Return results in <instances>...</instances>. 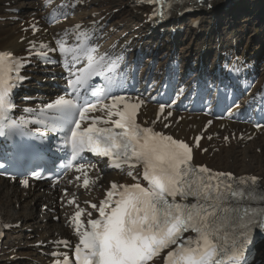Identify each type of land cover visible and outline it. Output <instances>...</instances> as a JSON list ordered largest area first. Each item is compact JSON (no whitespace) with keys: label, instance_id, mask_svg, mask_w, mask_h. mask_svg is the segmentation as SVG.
I'll return each mask as SVG.
<instances>
[{"label":"snow or ice","instance_id":"snow-or-ice-1","mask_svg":"<svg viewBox=\"0 0 264 264\" xmlns=\"http://www.w3.org/2000/svg\"><path fill=\"white\" fill-rule=\"evenodd\" d=\"M144 2L158 4L160 7L154 14L163 17L169 0ZM75 36L79 41L76 47H66L62 39L57 45L73 62L87 60L78 72L70 73L68 80V87L78 93V86H88L91 76L100 75L99 69L107 61L104 55L97 59L96 48L88 46L87 33L76 31ZM36 55L46 58L43 52ZM25 62L24 58L0 52V135L4 134V122L14 107L10 94L26 79L20 75ZM13 72L15 75H11ZM91 95L96 97L95 103L85 99L78 104L75 99L61 96L47 104V109L59 113L52 118L51 127L70 131V136L65 133L64 146L70 148L73 159L82 158L86 152L107 157V167L123 171L127 165V175L133 180L137 178L132 170L142 166V179L147 186L140 182H111L99 204L90 203V208L98 212L96 218H92V211L86 212L77 206L70 218V225L78 236L75 264H154L166 249L171 250L163 257L164 264H242L245 249L252 243V229L264 231V206H261L264 191L259 187V178H235L231 173H212L205 166L194 167L193 150L188 143L137 123L143 101L131 102L113 95L111 103L106 104L97 91L93 90ZM97 111L105 116H89ZM163 111L162 106L160 112ZM167 115L171 116V112ZM88 120L91 123L82 127ZM100 123L112 126L98 127ZM195 140L199 146L200 137ZM87 167L95 166L80 164L76 168L78 172H85V188L98 180L88 178ZM189 197H194L195 202H185ZM242 200L255 202L256 206L241 203ZM68 203H75V194ZM84 215L88 217L86 225L81 219ZM188 232L194 235L185 236ZM63 264H70L67 255Z\"/></svg>","mask_w":264,"mask_h":264},{"label":"bare ground","instance_id":"bare-ground-1","mask_svg":"<svg viewBox=\"0 0 264 264\" xmlns=\"http://www.w3.org/2000/svg\"><path fill=\"white\" fill-rule=\"evenodd\" d=\"M121 3L124 6L120 5ZM259 3V15L263 16L261 25L259 24L260 21L254 22L252 18L247 21L245 20L249 25L241 24L244 19L238 22L237 18H239V14L235 10L237 7L234 6L235 4L223 8L215 1L211 9L207 11L201 8L196 12L185 15L179 20L163 25L154 31L146 29L147 24L143 22V18L139 14L132 11L133 7L127 0H87V4L83 8V14L90 16L91 14L98 13L96 18L104 15L103 21L108 19V22L116 27L122 25L119 28L118 35L127 31L128 34L122 40L132 38V43L135 42L140 45L142 50L147 49L148 51L151 50L152 53L156 51L157 53L168 54L172 51V54H178L183 62V67L190 70L193 75L201 77L203 75L210 76V74L209 72L199 71L197 62L206 61L213 64L217 56L216 46L218 47V51L232 48L242 57L257 61L258 59L264 60V0H259ZM28 5H30V2L15 1L16 7ZM114 7L119 8V11L112 13V8ZM218 14H222L224 17L231 15L230 23H239L230 32L225 33L223 38L218 34L216 30L217 26H215L218 23V18H216ZM0 15L5 16L6 14L0 13ZM195 19L201 20L202 25H199V32L197 28H190L185 34L178 33L177 35H173L170 32L171 28L175 29L179 26L186 25V23L191 25ZM250 22L256 26H263V30L262 27L252 26ZM247 27H250L251 34L245 33ZM12 29L13 27L8 25L7 22L3 25L0 24V47L14 43L13 37L11 38ZM134 35L137 36L133 38ZM171 37L173 39H170ZM167 39L169 40L168 44L165 41ZM211 46H214L213 50H211ZM192 56H195L196 63L193 67L188 64ZM144 65L148 64L144 63ZM38 78L39 76L34 75V79L37 80ZM41 86L44 87L45 84ZM30 87L35 88L36 86L30 84ZM255 144L262 148L261 156L253 150V145ZM248 156L252 159L249 163H246L244 162V158ZM211 162L222 164L227 168L233 166L238 170V173L253 171L256 175L261 176L264 182V134L245 144L242 148L241 144L231 145L228 149L222 147L219 153L214 154ZM39 197L48 198L49 195L34 192L28 198L23 199V194L17 186L0 181V218L6 222H16L19 219L21 221L20 228L16 229L12 234L7 235L5 243L8 245L10 251L1 257L3 258V262L0 261V264H37V260L40 257L28 244L38 241V237H34L33 239H29V237L32 235L44 236L48 233L52 234L53 230H66L61 222L53 223L50 219L44 222L45 220L43 218H48V215L41 214V210L38 212L37 203ZM14 202L19 203L21 209H17L14 206ZM24 226L32 228L33 231L30 233L25 232L24 229L26 227L23 228ZM263 247L264 242L261 244V249L257 256L260 260L264 251ZM12 253L29 255L33 261L21 262L6 259Z\"/></svg>","mask_w":264,"mask_h":264},{"label":"rangeland","instance_id":"rangeland-1","mask_svg":"<svg viewBox=\"0 0 264 264\" xmlns=\"http://www.w3.org/2000/svg\"><path fill=\"white\" fill-rule=\"evenodd\" d=\"M235 4H238L235 10H237L239 16H242V19H244L243 20V23H241V24L249 25L248 22H246V21L252 18V19H254V22L260 21L259 24L261 25V19H263V16H260L259 15V12H260L259 11L260 9L258 7L260 5L259 0H238V3H235ZM120 5H122V3ZM122 6H124V5H122ZM237 8L240 9V12H239V10ZM240 13H241V15H240ZM221 15L218 14V16L216 17V18H218V22L220 20V17H222ZM243 15H246L247 17L244 16V18H243ZM230 17H231V15H228L227 17L226 16L225 17H222L223 19L221 20L220 24L218 25V23H217L215 25V26H218V31H220L221 34L222 33H224V34L225 33H228V32H230L232 30V28H235L236 26H238L237 24H239V23H230ZM242 19H240V21H242ZM225 20H226V23H225ZM226 24L228 25V31L224 32L226 30V28H227V25ZM251 25L252 26H255V27H262V30H263V26H256V25H253L252 23H251ZM246 30L247 31L248 30L250 31V27H247ZM247 31H246V33H247ZM248 34H251V31L248 32ZM211 50H213V49H211ZM192 59L195 60V56H192ZM254 151L257 154H259V156L262 155V151H258V150H254ZM251 159L252 158H250V156L245 157L244 158V162L249 163ZM240 170H246V169H240ZM262 182H263V180H262ZM14 203H16V202H14ZM17 209H21V206H20V208H17ZM50 221H51V219H50ZM1 262H3V260H1ZM261 264H264V259L261 262Z\"/></svg>","mask_w":264,"mask_h":264}]
</instances>
